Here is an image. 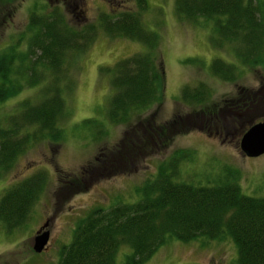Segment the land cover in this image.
<instances>
[{"label": "trees", "instance_id": "16d2710c", "mask_svg": "<svg viewBox=\"0 0 264 264\" xmlns=\"http://www.w3.org/2000/svg\"><path fill=\"white\" fill-rule=\"evenodd\" d=\"M135 1L137 11L101 13L96 24L80 28H74L57 5L48 8L35 4L32 11H28L23 43L17 40L0 51V101L16 97L27 88H35L36 92L34 97L17 101L12 112L0 115V176L10 170L16 157L33 141L60 142L62 135L57 122L65 111L66 94L74 86L67 69L76 65L74 60L87 50L98 32L106 38L136 41L142 48L119 58L108 68L101 67V72L108 77L110 91L103 111L105 120L110 124H122L134 110L142 111L156 102L162 103L165 73L157 47L161 39L157 30H148L143 25L140 14L147 7L146 0ZM62 5L66 8L69 2L64 0ZM172 5L178 19L190 21L201 17L209 20L211 47L231 44L230 52L242 67L254 69L258 66L264 70V1L174 0ZM208 65L210 76L223 82L234 81L235 64L215 57ZM209 94L204 83L198 82L193 88L182 84L175 104H184L190 110L182 112L176 106L172 107L171 116L163 121L156 120L154 114L139 120L129 130L133 138L118 141L109 152L130 146L132 151L137 149L139 153L145 149L151 154L154 148L164 151L172 137L185 134L190 128L204 134L215 132L219 121L223 120L220 110L214 111L212 105L206 103ZM242 94L243 98L227 99L221 107L226 116L232 108L230 103H235L236 112L231 114L230 126L238 132L243 131L247 120H251L249 108L264 99L257 92ZM256 98L258 100L254 101ZM215 126L218 127L215 129ZM29 127L32 131H27ZM223 129L226 133L230 128ZM190 154L188 150L175 149L161 159L153 177L137 188L140 197L136 202L89 210L75 224L68 244L59 247L53 264H116L122 247L129 248L128 254H123L124 264H140L169 237L178 242L228 237L235 246V264H264V196L243 194L238 188L237 171L229 167H223L224 176L212 179V184L186 183L179 178L177 168ZM104 156L99 151L77 175L60 178L55 194L63 188L64 179L80 181L68 197L84 192L92 180L103 179L106 175L98 173V166ZM45 174L39 169L3 189L0 194L2 230L13 232L27 221L31 207L47 182ZM85 175H88L87 181L83 182Z\"/></svg>", "mask_w": 264, "mask_h": 264}, {"label": "rangeland", "instance_id": "374dc122", "mask_svg": "<svg viewBox=\"0 0 264 264\" xmlns=\"http://www.w3.org/2000/svg\"><path fill=\"white\" fill-rule=\"evenodd\" d=\"M62 1L64 0H0V51L17 40L23 43L25 20L28 11H32L35 4L48 8L59 6L57 8L63 9L65 18L74 28L96 24V18L101 13L137 11L135 0H67L69 6L66 8H63ZM172 2L174 0H146L147 7L140 14L143 25L148 30H157L161 39L157 45L165 73L161 104L156 102L142 111L134 110L122 124H110L105 120L103 111L110 91L108 77L101 72V67L108 68L119 58L139 52L141 44L136 41L123 37L106 38L98 32L87 50L74 60L76 65L72 64L73 67L67 69L66 73L72 76L74 86L66 94L65 111L57 122L62 135L60 142L52 144L48 140L33 141L16 157L10 170L0 176V194L5 187L20 182L39 169L44 170L47 177L42 193L31 207L23 226L7 233L0 225V264L56 263L59 247L68 244L72 230L82 216L96 207L105 209L116 203L136 202L140 197L137 188L146 179L153 177L156 165L175 149L191 153L186 160L179 162L177 168L179 178L186 183L212 184V179L224 176L222 168L229 167L237 171L238 188L243 194L249 197L264 196V154L247 158L237 147L244 128L247 130L250 124L264 119V99L260 100L262 102H254V107L249 108L252 110L251 120H247L243 131L239 132L230 126L231 114L236 112L233 106L235 103H230L232 108L226 116H223L221 109L225 100L235 101L239 96L243 98L242 92L245 91L257 92L264 97V70L258 66L254 69L242 67L230 52L233 48L231 44L222 43L220 48L211 47L208 33L211 32L212 25L209 20L201 17L190 21L178 19L173 14ZM215 57L235 64L237 71L233 82H223L208 74V64ZM198 82L209 88V101L206 103L212 105L214 111L220 110L223 121H219L218 128L214 127L217 128L215 132L204 134L199 129L190 128L187 133L172 137V142L164 151H155L158 149L154 148L151 154L145 149L139 153L134 148L132 151L130 146L109 152L118 145V141L133 138L129 130L139 120L154 114L156 120L163 121L171 116L172 107L176 106L182 112L190 110L184 104L181 106L175 103L182 84L187 83L193 88ZM242 89L244 91L241 92ZM35 92V88H27L17 93L16 97L0 101V115L12 112L17 101L34 97ZM256 100L258 99L254 101ZM223 127L230 129L225 133ZM27 131L32 130L29 127ZM127 132L129 135L125 134ZM139 140L143 144L147 143L146 140ZM99 151L105 154L103 162L98 166V173L106 175L103 179H88L93 181L89 183V188L70 197L67 194L80 181L64 179L66 183L55 194L60 178L77 175L84 164L93 161ZM124 155L127 156L123 160ZM87 176L85 175L83 182L87 181ZM44 223L46 226L40 228ZM38 229L48 231V241L43 251L34 253L31 250V238ZM234 248L228 237L211 240L200 238L190 242H178L169 237L149 259L140 264H235ZM128 251L129 248L122 247L116 256V264H124L123 254H128Z\"/></svg>", "mask_w": 264, "mask_h": 264}, {"label": "water", "instance_id": "95a60500", "mask_svg": "<svg viewBox=\"0 0 264 264\" xmlns=\"http://www.w3.org/2000/svg\"><path fill=\"white\" fill-rule=\"evenodd\" d=\"M239 150L248 157H258L261 154H264V119L257 121V123H252L249 125L246 131L240 135L239 143L237 144ZM46 223L40 228H44ZM47 230L36 231V234L32 241L31 250L34 253H39L43 251L47 245Z\"/></svg>", "mask_w": 264, "mask_h": 264}]
</instances>
